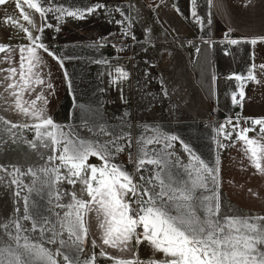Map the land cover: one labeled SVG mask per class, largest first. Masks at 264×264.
I'll use <instances>...</instances> for the list:
<instances>
[{"label": "snow or ice", "instance_id": "snow-or-ice-1", "mask_svg": "<svg viewBox=\"0 0 264 264\" xmlns=\"http://www.w3.org/2000/svg\"><path fill=\"white\" fill-rule=\"evenodd\" d=\"M206 2L209 8L213 7V0ZM260 2L264 3V0ZM11 4L18 11L0 14V25L17 29L28 43L18 48L0 43V54H3L0 64H8V67H0V87L12 98L14 110L32 123L16 124L3 117L0 121L10 125L4 131L11 134L13 143L16 140L12 129H28L34 132V138L25 143L34 150L38 145L49 148L52 154L45 166L38 170L45 177L43 180L32 168L25 173L15 166L9 171L0 165V172L11 177L7 186L12 189L17 203L23 200L22 216L13 215L0 222L4 235L15 242V247L11 244L0 246V264H102L100 258L111 261V264H264V215L241 216L224 212L219 155L215 164L209 165L196 154L189 142L159 129H152L153 136L140 135L137 139L123 126L110 130L97 124L98 132L109 139L103 142L85 140L79 138L74 130L65 132L47 114L46 105L53 85L42 74L44 60L38 50L56 58L61 67L63 60L50 51L41 35H34V31L43 33L45 28L54 27L47 23L46 14L52 12L60 22L65 16L85 19L101 11L109 15L112 11L118 12L124 19L115 20L113 17L110 22L124 26L125 36H132L131 24L125 26V21L132 18L125 16L119 6L109 10L107 3L68 8L54 5L51 0L47 7L38 0H0V6ZM190 4V14L201 30L212 24L211 13L206 21L198 15L197 0H190ZM256 4L257 0H243L245 7ZM218 6H223V0H218ZM26 8L40 15L43 22L39 26L33 19L34 13L26 11ZM232 30L229 28L228 33ZM55 31H60L58 25ZM228 33L222 43L264 44V35L232 39ZM201 40L210 46L214 43L211 38ZM101 41L107 43L103 37ZM101 41L96 42V47L101 46ZM17 53L19 59L14 63ZM224 54L229 53L225 51ZM97 63L108 65L112 84L128 79L129 73L123 67L112 65L107 60ZM228 79L240 82L238 91L231 95V102L243 108L252 99L245 91L247 83L264 87V63L257 65L253 62L246 75L234 73ZM162 91L165 96L169 94L166 89ZM0 98H3V92H0ZM249 121L252 127L241 126L242 122ZM256 126H259L257 137H250L248 133L256 132ZM233 134L236 141L243 142V151L251 166L264 176V118L242 119L237 113L235 119L229 117L216 128V136H222L223 140L232 141ZM214 140L218 149L232 146L216 137ZM173 142H179L188 154L187 164H182L179 158L173 159L175 151H169L174 149ZM154 143L163 144V147L152 149L154 154H150L148 145ZM133 146L135 154L130 151ZM126 151L133 161L135 174L141 170L148 171L146 165H153L155 169L148 177L139 175L137 179L136 175L115 162ZM90 157L97 158L100 163H91ZM24 175L34 177L31 185L23 183L21 177ZM38 180L40 188L36 187ZM4 182V177L0 176V184ZM64 184L72 186L71 190H65ZM25 188L29 194L34 191L40 194L46 190L51 215H43L34 202H29V196L21 195ZM65 198H68L66 203L63 202ZM20 211V207L14 208V213ZM21 221H31V228H25ZM29 231H38L40 241H33L22 234ZM89 237L92 248L99 249V252L93 251L88 258L81 260ZM45 244L59 246L53 252ZM143 249H147L146 255H142Z\"/></svg>", "mask_w": 264, "mask_h": 264}, {"label": "crops", "instance_id": "crops-1", "mask_svg": "<svg viewBox=\"0 0 264 264\" xmlns=\"http://www.w3.org/2000/svg\"><path fill=\"white\" fill-rule=\"evenodd\" d=\"M69 1L62 6L85 8L95 3H107L109 10L119 6L125 16L132 18L125 21V26L131 24L132 36L123 35L124 26L110 22L113 17L115 20L124 19L114 11L111 15L101 11L85 19L65 16L60 22L51 19L54 15H47V23L54 27L45 28L43 33L34 31V35H41L50 51L63 60L61 67L56 58L38 50L44 60L42 74L53 85L46 105L47 114L56 124L63 125L74 120L77 102L72 93L69 74L70 69L76 66L82 67L83 73L91 72V79L98 81L97 87L104 94L105 102L115 111L120 108L132 111L156 110L157 92H163L160 88L157 90V86L164 85L163 89L169 93L166 97L182 100L188 109L193 104L192 97L197 98L200 113H213L218 118L223 115L235 119L237 113L242 119L264 118V87L248 82L245 91L252 99L241 108L231 102V95L238 91L240 82L228 79L234 73L246 75L253 62L257 65L264 63V44L252 46L247 43H222L229 28L233 29L228 33L232 39L264 35V3L260 0L253 7H245L243 0H223V6H218V0H213L211 8L206 0H197L196 10L200 17L206 21L211 13L212 24L203 30L190 14V0ZM5 11L13 14L18 10L14 4L0 6V14ZM26 11L34 13V10L27 8ZM33 19L38 26L43 22L38 13H34ZM57 25L59 32L55 31ZM23 37V33L10 25H0V43L18 48L28 43ZM102 37L107 43L101 41ZM201 38H211L214 43L210 46L203 43ZM128 39L132 44L130 52L117 48L119 41ZM97 41H101L100 47H96ZM225 51L229 54L225 55ZM18 59L17 53L13 62ZM100 60L123 67L129 73L128 79L112 84V77L108 75L109 67L97 63ZM0 67H8V64H0ZM0 92H3V98H0V117L16 124L32 123L14 110L12 98L2 87ZM25 98H28L27 94ZM0 123L10 127L2 121ZM241 126L252 127L250 121L242 122ZM258 132L259 126H256V132L248 135L257 137ZM234 137L235 134L232 141L227 140L226 143L232 146L224 148L220 156L222 202L229 208V215H264V176L251 166L244 154L243 142L236 141ZM90 240L91 237L88 240L91 246ZM95 250L99 252V249ZM146 254L147 249H143L142 255ZM100 259L102 264H111V261Z\"/></svg>", "mask_w": 264, "mask_h": 264}, {"label": "rangeland", "instance_id": "rangeland-1", "mask_svg": "<svg viewBox=\"0 0 264 264\" xmlns=\"http://www.w3.org/2000/svg\"><path fill=\"white\" fill-rule=\"evenodd\" d=\"M77 3L78 0H72ZM43 6L47 7L49 5V0H38ZM70 2L69 0H51L54 5H63ZM69 4V3H68ZM51 14V15H50ZM46 15H54L52 12H48ZM59 15V13H56ZM55 17H51L53 19ZM117 46V45H116ZM128 53V52H127ZM82 67H75L70 69V80L72 81V93L76 98L77 106L74 115L73 122L65 123L63 125L57 124L65 132L69 130H74L79 138L91 141L103 142L109 137L100 134L96 125H104L108 129H120L121 126L125 130L132 133L134 138H139L140 135L153 136L155 133L152 129H159L161 132L168 135H178L185 141L189 142L193 146V150L199 155L203 160H205L209 165H214L217 155L222 154L223 149H218L214 137L216 139L222 140L227 144V140H223V137L216 136V128L221 123H225L229 118L227 116L215 117L213 113H200V106H198V99L192 97L193 104L189 106H184L182 100L176 99L171 100L169 97L158 93V100L156 101V110L147 109H137L136 111L118 109L117 111L112 110L111 106L105 102L102 91L97 87L98 81L91 79V72H84ZM163 86H157V90L163 89ZM163 96V98H162ZM151 113V114H150ZM8 126L2 125L0 123V165L8 168L9 171L12 167H18L22 172L27 173L29 168L37 171V175L40 180L45 179L42 173H39V169L45 166L48 156H50L51 150L49 148H43L39 145L34 150L28 146L25 141H31L34 138V132L30 130H14L16 142L13 143L10 138V133L4 131ZM89 128H93V131H89ZM148 129L146 132L145 129ZM6 142V143H5ZM174 149H169V151H175L176 156L173 158H179L182 164H187L189 162V157L186 152L183 151L182 146L179 142H173ZM163 147V144H152L148 145V150L150 154L152 149L159 150ZM130 151L135 154V146H133ZM90 162L93 164H99L100 161L95 157H90ZM123 166L125 170L136 175L148 177L152 171L155 169L153 165H146L148 171L141 170L139 174H135L133 161L129 159L128 152L121 153L115 160ZM58 163V162H57ZM183 170L181 169V172ZM0 176H3L5 182L0 184V222L13 217H20L23 215V200L17 203L16 198L13 195L12 189L7 186L11 177H8L5 173L0 172ZM25 185H31L34 177L31 175H24L21 177ZM40 180L37 181L36 187L40 188ZM15 186H13L14 188ZM62 187L65 190L70 191V185L64 184ZM79 188V185H77ZM199 194V193H198ZM207 194V193H205ZM22 196H29V202L35 203L36 209L43 215H51L49 212L48 199L45 192L37 194V192L28 193L25 188L21 193ZM68 198H65L63 202H67ZM224 212L228 213L229 208L225 207L222 202ZM20 207L21 211L19 213H14V208ZM55 211H60L55 209ZM25 228H31V221H21ZM23 235H28L33 241H40L39 232H26ZM66 238V234H65ZM5 244H11L15 247V242L10 240L2 229H0V246ZM58 244H45V247L51 249L55 252ZM93 251V248L88 242L84 245V252L81 253V260L88 258ZM97 252V251H96ZM60 259V258H58Z\"/></svg>", "mask_w": 264, "mask_h": 264}, {"label": "built area", "instance_id": "built-area-1", "mask_svg": "<svg viewBox=\"0 0 264 264\" xmlns=\"http://www.w3.org/2000/svg\"><path fill=\"white\" fill-rule=\"evenodd\" d=\"M131 41L128 40H121L117 44V48H119L123 52H130L131 49Z\"/></svg>", "mask_w": 264, "mask_h": 264}]
</instances>
